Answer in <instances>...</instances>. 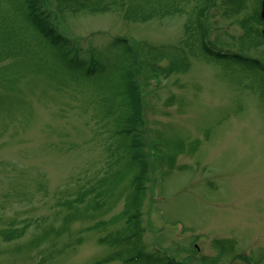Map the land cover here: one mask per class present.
<instances>
[{"label": "rangeland", "instance_id": "1", "mask_svg": "<svg viewBox=\"0 0 264 264\" xmlns=\"http://www.w3.org/2000/svg\"><path fill=\"white\" fill-rule=\"evenodd\" d=\"M130 1L67 12L56 24L80 56L94 50L107 64L112 42L128 41L148 165L140 241L116 243L131 233L119 235L123 220L100 225L122 211L131 192L128 148L112 137L113 120L95 115L92 85L53 78L54 48L32 38L26 58L0 64L8 67L0 77V264H264V72L202 55L198 35L189 38L192 27L197 32L194 0L166 3L145 20L124 17ZM258 2L210 0L203 44L264 63V41L239 40L240 22L254 16ZM17 6L0 0L1 15L26 31ZM151 49L168 56L150 61ZM178 54L181 69H171L169 58ZM146 60L156 78L147 76ZM117 159L121 185L101 197L98 182L111 184L107 173ZM7 232L16 238L4 240ZM138 252L145 257L126 261Z\"/></svg>", "mask_w": 264, "mask_h": 264}, {"label": "trees", "instance_id": "2", "mask_svg": "<svg viewBox=\"0 0 264 264\" xmlns=\"http://www.w3.org/2000/svg\"><path fill=\"white\" fill-rule=\"evenodd\" d=\"M179 1L181 0H158L156 2H151L149 0L143 2L131 0L127 8L124 7V17L131 20L149 19L152 16L151 14L154 13L153 11L160 6L166 3L175 4ZM194 1L197 4L195 23L197 32L193 33L192 27L189 38L198 35L196 45L202 55L217 62L238 64L247 69L264 72V66L255 59L246 58L235 53L219 55V50L203 44V42H205V28L202 25L201 19L210 0ZM260 1L261 0L258 2L259 7ZM116 3L117 0H18L16 12L27 30L19 32L15 26L5 24V19L0 12V64L9 59L26 58V55L30 53L31 49H34V39L32 38H41L54 48L52 54L55 55L53 61L55 67L51 73L53 78L62 79L63 76H67L70 80L87 81L92 85L95 90L96 100H98L94 108L97 112L95 115L100 114V116H102V121L108 119L113 120L115 131L112 133V137H117L118 139L120 137V140L123 141L122 146L128 148L130 156L127 162V171L129 174H132L129 187L131 188V192L127 194L125 198L122 211L112 216L107 222H101L100 225L113 226L123 220L126 226L122 228L119 235L123 237L125 232L131 233L122 239H118L116 236V243L122 240H130L133 236H136L137 244L140 241V235L142 233L140 226V207L145 195L144 182L148 173V165L145 159L144 142L142 140L144 126L141 118L139 92L135 80V62L131 55L132 52L129 48L128 41L126 39H115L112 42L108 49L112 54V57L109 59H113V61L107 64L101 54L94 50H91L90 53L86 52L85 57L80 56L81 51H78L79 49L74 50L75 48L71 45L72 42L62 35L56 24L62 14H66L67 12H101L105 9L107 10L109 5H115ZM150 3H154L155 5H151ZM228 3L230 10L237 9L235 6L237 3L232 1ZM230 4L234 5V9L231 8ZM50 7L54 8L53 16L51 17L49 15ZM258 14L259 10L254 13L252 18H246V20L240 22L245 33L239 39L242 44H248V42L251 41L249 45L255 46L264 41L259 29L256 28V30L252 25H249V22L253 21L257 26H264ZM156 50L147 53L150 57V61L155 62L168 56ZM115 51L119 53L118 57L121 58L123 64L120 67L116 66L114 61ZM176 59H179V54L176 58H169L170 68L180 70L181 68H177L175 64ZM149 60H146V65L148 67L145 72L149 78H156V74H158L157 68L154 67ZM6 69H8L6 66L0 68V77L3 72L5 73L7 71ZM56 83L59 88L65 86L64 83ZM117 98H119V101ZM106 101L107 105L104 107ZM94 105L95 103H93V107ZM117 160L118 161L115 163L110 164L108 169L109 172L107 175L113 174L112 177H114V180L110 182L111 184L106 183L107 177L101 178L98 182V187L100 188L98 194L101 197L109 195L118 185H121L122 175L117 173V167L123 161ZM1 236L6 241H11L16 238V236L10 232L1 233ZM144 257L145 255L143 253L138 252L134 256L128 257L126 261H139ZM114 260L115 255H111L107 258L106 262L103 263ZM163 264L179 263L172 259H166V262Z\"/></svg>", "mask_w": 264, "mask_h": 264}, {"label": "water", "instance_id": "3", "mask_svg": "<svg viewBox=\"0 0 264 264\" xmlns=\"http://www.w3.org/2000/svg\"><path fill=\"white\" fill-rule=\"evenodd\" d=\"M260 18L264 21V0L261 2ZM262 35L264 36V30H262Z\"/></svg>", "mask_w": 264, "mask_h": 264}]
</instances>
